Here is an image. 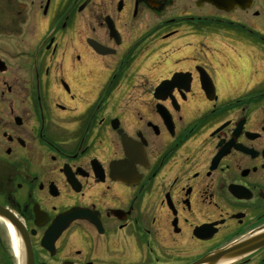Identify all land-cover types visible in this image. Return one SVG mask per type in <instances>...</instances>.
<instances>
[{"label":"flooded vegetation","instance_id":"flooded-vegetation-1","mask_svg":"<svg viewBox=\"0 0 264 264\" xmlns=\"http://www.w3.org/2000/svg\"><path fill=\"white\" fill-rule=\"evenodd\" d=\"M209 1L0 0V264H264V0Z\"/></svg>","mask_w":264,"mask_h":264},{"label":"water","instance_id":"water-1","mask_svg":"<svg viewBox=\"0 0 264 264\" xmlns=\"http://www.w3.org/2000/svg\"><path fill=\"white\" fill-rule=\"evenodd\" d=\"M209 2H212L213 4H215L213 0H210ZM69 219H73V216L68 218V221ZM232 260L233 259L229 258L226 252L216 251V252L209 254L205 258L194 262L193 264H227L228 261H232Z\"/></svg>","mask_w":264,"mask_h":264},{"label":"rangeland","instance_id":"rangeland-1","mask_svg":"<svg viewBox=\"0 0 264 264\" xmlns=\"http://www.w3.org/2000/svg\"><path fill=\"white\" fill-rule=\"evenodd\" d=\"M217 61L220 62V63H225V58L223 57L222 54H219L217 57H216Z\"/></svg>","mask_w":264,"mask_h":264}]
</instances>
